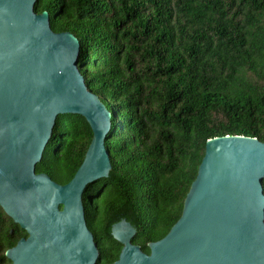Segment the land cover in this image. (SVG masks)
Listing matches in <instances>:
<instances>
[{
	"label": "trees",
	"instance_id": "trees-1",
	"mask_svg": "<svg viewBox=\"0 0 264 264\" xmlns=\"http://www.w3.org/2000/svg\"><path fill=\"white\" fill-rule=\"evenodd\" d=\"M34 12L79 41L80 74L111 114L109 175L81 195L96 264L119 260L112 226L123 219L150 255L179 219L208 140L264 143V0H38ZM90 139L82 116L59 115L35 172L68 183Z\"/></svg>",
	"mask_w": 264,
	"mask_h": 264
},
{
	"label": "water",
	"instance_id": "water-1",
	"mask_svg": "<svg viewBox=\"0 0 264 264\" xmlns=\"http://www.w3.org/2000/svg\"><path fill=\"white\" fill-rule=\"evenodd\" d=\"M38 0H0V207L29 234L6 252L12 264H96L81 195L111 169L104 139L111 114L85 85L79 41L52 32ZM82 116L91 139L70 181L35 173L59 115ZM264 143L225 136L208 140L169 233L132 244L126 219L112 226L123 246L114 264H264ZM59 206L62 209H59Z\"/></svg>",
	"mask_w": 264,
	"mask_h": 264
},
{
	"label": "flooded vegetation",
	"instance_id": "flooded-vegetation-1",
	"mask_svg": "<svg viewBox=\"0 0 264 264\" xmlns=\"http://www.w3.org/2000/svg\"><path fill=\"white\" fill-rule=\"evenodd\" d=\"M59 209H62V207L59 206ZM28 236L29 234L27 233V231L13 222L12 219L10 221L4 218V216L0 215V264H12L11 261L6 258V252L14 249L20 242V240L23 239L24 241H26L28 239ZM2 249H5V252L3 254H1Z\"/></svg>",
	"mask_w": 264,
	"mask_h": 264
}]
</instances>
